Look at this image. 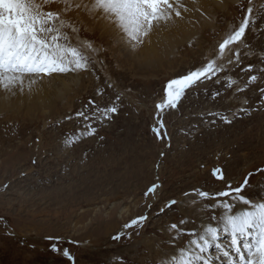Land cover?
Here are the masks:
<instances>
[{"label":"rangeland","instance_id":"1","mask_svg":"<svg viewBox=\"0 0 264 264\" xmlns=\"http://www.w3.org/2000/svg\"><path fill=\"white\" fill-rule=\"evenodd\" d=\"M252 3L262 13L257 24L264 28V0ZM247 5L248 0L227 1L223 15L215 6L214 28L202 31L198 39H184L172 55L141 70L135 63L123 66L119 49L110 52V40L94 31L87 40L101 46L98 59L104 67L97 73L101 80L88 75L90 82L85 81L82 93L74 95L77 89H73V96L53 100L50 108H35L33 103L56 97L54 90L23 94L28 99L0 109V264H72L50 250L49 237L60 241L61 250H69L75 264H159L151 258L139 263L130 259L135 245L142 252L143 239L154 236L158 248L171 249L182 242L179 249L191 237L162 242L163 236L171 240V224L190 219L194 221L187 224L190 229L197 227L199 218L212 222L213 211L193 212L184 193L223 190L224 182L212 175L214 168L222 169L233 187L242 184L249 172L255 173L242 195L261 197L254 190L264 189V175L256 173L257 167L264 168V104L258 103L255 91L249 88L233 96L234 85L213 99L212 93L221 86L205 81L189 91L177 109L166 108L159 116L156 109L167 82L206 62L214 46L238 26ZM246 36L253 48L264 47V32ZM248 62L255 61L246 60L244 66ZM232 75L243 86L244 80ZM97 87L105 92L102 103L120 97L118 113L98 128L97 135L66 144L80 131L75 111ZM241 106L249 109L247 114L237 112ZM209 111L227 115L232 122L208 116ZM161 120L163 138H158L153 127ZM154 183L155 193L146 197ZM170 200L177 204L165 207ZM210 203L215 201L199 202ZM222 211L217 209L215 215ZM140 216L147 219L132 225ZM227 235L222 233L221 240ZM209 251L212 264L224 263L215 247Z\"/></svg>","mask_w":264,"mask_h":264},{"label":"snow or ice","instance_id":"2","mask_svg":"<svg viewBox=\"0 0 264 264\" xmlns=\"http://www.w3.org/2000/svg\"><path fill=\"white\" fill-rule=\"evenodd\" d=\"M202 17L212 18L205 0H0V91L5 94L3 99L7 101L17 95L39 92L45 81H50L55 75H91L101 80L97 75L104 67L103 61L98 59L100 49L80 37L86 22H90L89 27L105 28L126 48L136 49L153 32L167 30L177 20L189 19L195 24ZM261 18L262 13L256 10L252 0H248L246 13L238 26L222 37L206 57V62L167 82L164 97L156 105L157 115L166 108L177 109L187 93L205 81L221 86L212 93L213 99L221 96L222 90L228 91L235 85L233 96L251 88L259 96L258 103L264 104V47L253 48L246 36V33L264 32V28L257 24ZM73 40H76L75 44ZM246 60L255 62L244 66ZM253 69L256 74H253ZM233 73L244 80L243 86L233 78ZM112 86L107 83L108 88ZM104 95L105 92L97 87L93 97L75 111L80 131L66 140V144L97 135L98 128L118 113L120 97L117 96L116 101L102 103ZM243 104H248L247 98ZM248 111L244 106L237 108L238 113L247 114ZM206 114L225 123L232 122L227 115L211 111ZM66 118L72 119L73 116ZM211 123L214 124L215 119ZM163 128L162 120L158 127H153L158 138H163ZM256 173L264 175V168L257 167ZM212 175L224 182L223 190L193 189L191 193H184L185 197L192 199L193 205L205 200L215 201L200 204L201 212L213 211L212 222L201 219L192 229L186 227L194 222L190 219L171 224V242L182 235L191 239L178 249L176 255L160 260L159 264H212L208 252L213 247L222 255L225 264H264V197L250 199L242 195L250 185L249 178L255 173L249 172L237 187L225 180L220 168H214ZM157 187L154 183L145 196L155 193ZM176 204V200H170L165 207L171 208ZM238 204L242 207L234 212ZM217 209L223 210L219 216L215 215ZM160 211L163 212L164 208ZM146 219V216H140L131 224H140ZM222 233L230 236L227 247L220 242ZM48 239L52 241L50 250L53 253L62 254L75 264L68 249L58 248V239Z\"/></svg>","mask_w":264,"mask_h":264},{"label":"bare ground","instance_id":"3","mask_svg":"<svg viewBox=\"0 0 264 264\" xmlns=\"http://www.w3.org/2000/svg\"><path fill=\"white\" fill-rule=\"evenodd\" d=\"M227 1L237 3L239 0H205V6L208 7L209 11H211V13H212V18L210 20L207 19L206 17H202L200 19V22L195 23V24L192 21H190L189 19L177 20L176 23L174 25H170L167 30L153 32L147 38L146 42L143 45L138 46L136 49H128L125 46L121 45L120 43H118L116 41V39L114 38V35L103 27H100V26L89 27L90 22H86L85 28L82 29L81 32H83L84 33L83 35L85 36V37H83V39H87L88 37L95 36L94 31L99 32L101 34L100 35L101 39H106V41L110 40V45L108 47L110 52H112L115 49V47H117L119 49L120 54L122 55L121 62L123 64V66H125L127 68V66L130 65V63H135L137 66L136 68L141 70V69L146 68L147 66L151 65L152 63L158 64L159 61L164 60L166 57H168L170 55V53L172 55L175 52L177 46L181 42L184 43V41H183L184 39L185 40H186V38L192 39L193 36H196L198 39L199 35L202 33V31L214 28V23L216 20H214L215 16H213L214 15L213 12L215 11V6H217V8L220 9V13H221V11H224L226 9L225 6H226ZM93 44L100 49L99 53H101V46H99V44H97L95 42ZM86 80L88 82H90V80L88 79V76L85 77V76H73V75H69V76L55 75L50 81H45V83L41 87L40 91L36 92L35 94L37 96V94H40L42 90L47 91V92L54 90L56 92V97L52 96L48 99L44 98L40 101L42 103L37 102V100H36L33 103V105L35 106V108H39V109H43V108H47V107L50 108L52 106L51 102L53 100H56V99H62V100L66 99L67 100L70 96H73V93H74V92H72L73 89H77V91L74 90V91H76L74 93V95L77 92L82 93V91H84L86 89V87H85V81ZM91 80H93V79H91ZM4 95L5 94L2 91H0V109L3 107L13 108L14 106L20 104L23 101V99H28L24 95L29 96L28 94L17 95L16 97L11 98V99L6 101L3 99ZM254 192H255V194H260L261 197L264 196V189L263 190L257 189V190H254ZM187 201L192 203V200H190L189 198L187 199ZM188 205H186L187 210L190 209V207ZM241 207L242 206L238 204L237 210H239ZM192 208H193V212H194V209L196 211L197 210L200 211V204L199 205H191V209ZM196 213H198V212H196ZM192 219H194V218H192ZM201 219L206 221V219H204V217L199 218L197 221V225L201 222ZM186 227H187V225H186ZM190 229H192V228H190ZM170 233H172L171 229H170ZM163 234H165V233H163ZM227 236H228L227 240H225V239L220 240L221 242L226 244V246H228V244L230 243V236L229 235H227ZM166 237L165 236L162 237V239H163L162 242L167 241L169 244H173L171 242V240L167 239ZM158 243H159V241H157L154 236L145 237L142 241V244L144 247L143 251L142 252L137 251L136 249L138 248V245H135L134 252L132 253L130 259H133V260L137 261L138 263H139V261L143 262L144 260L150 259V258L152 261L157 260L158 262L162 259H170L172 255L177 254L178 249H176V247H178L180 244H182V242L176 244L175 246L173 244L171 249H166V248H163V246H160V248H158ZM174 243H176V242H174ZM210 253L213 254V252L209 251L208 255H210ZM217 255L219 256L218 259L223 262L224 258L222 257V255H220V253ZM213 264H220V263H219V261L215 260ZM223 264H225V261Z\"/></svg>","mask_w":264,"mask_h":264}]
</instances>
